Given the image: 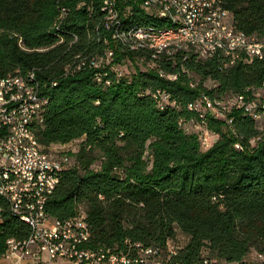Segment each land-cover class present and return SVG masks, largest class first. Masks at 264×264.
Instances as JSON below:
<instances>
[{"label": "trees", "instance_id": "trees-1", "mask_svg": "<svg viewBox=\"0 0 264 264\" xmlns=\"http://www.w3.org/2000/svg\"><path fill=\"white\" fill-rule=\"evenodd\" d=\"M107 1L0 0V78L35 73L46 97L41 122H33L38 144L46 152L81 140L48 197V217L63 221L83 207L88 248H123L126 239L161 247L179 230L187 237L174 257L180 264H243L251 251L264 264V115L257 120L232 106L223 119L190 108L201 95L220 101L257 94L264 101V58L246 62L240 55L224 66L223 51L207 59L190 52L182 71L177 56L173 63L171 54L139 43L138 30L173 26L167 18L148 15L132 0H112L117 18L109 23ZM217 1L233 28L264 38V0ZM111 49L109 63L89 66L108 60ZM125 58L156 69L118 76L111 66ZM155 89L175 104H158ZM192 119L216 133L211 147L186 131L183 123ZM0 206L3 253L8 239L28 238L31 227L1 196Z\"/></svg>", "mask_w": 264, "mask_h": 264}, {"label": "built area", "instance_id": "built-area-1", "mask_svg": "<svg viewBox=\"0 0 264 264\" xmlns=\"http://www.w3.org/2000/svg\"><path fill=\"white\" fill-rule=\"evenodd\" d=\"M152 1L132 0L139 8L148 12V15L155 14L151 10ZM183 2L197 8V18L188 20L186 12H178L172 19V29L166 32H176L177 35L184 34V36L191 37V40L205 38L212 44H215L212 34H224L226 42H232L233 48L232 51L222 49L227 58L224 66L234 63L229 60V53L234 52L235 49H242V61L250 62L253 58H264V38L246 41L245 33L236 27L233 28L229 15H223L220 19H212L210 6H213V1L198 3L197 0H183ZM111 7L112 0H108L106 11L109 13V23L114 22L117 18V15H112ZM164 9L163 15L166 14L167 8L164 6ZM143 33L144 36L150 37L165 35V33H158L156 27H143ZM190 52L199 59L213 56L212 54L201 55L197 50L190 49L166 55V59H171L174 63V58L177 56L180 69L185 71L182 59H185L186 54ZM109 53L108 60L98 61V65L89 63V66L98 68L102 63H109L114 55L112 49L109 50ZM125 60L131 63L129 58H125ZM80 67L78 68L80 69ZM113 68L118 76L122 75V72ZM140 69L153 70L156 68L151 65H143ZM157 72L165 75L166 78L177 79V73L165 74L158 70ZM96 79H100V75H97ZM32 83V72L20 75L15 80L1 81L0 78V102L5 101V108L0 109V195L10 205V210L14 215L29 218L32 236L31 241L22 244L15 242L7 245L6 241L4 252L0 253V257L12 258L16 262L36 261L45 257L43 264H53L56 260L65 264H180L174 260L181 247V244L175 240L168 239L161 247L130 242L126 239L123 248L107 245L87 248V241L91 240L86 239L85 232V239L75 240L74 235L69 234L65 227L59 228L56 222L49 221L48 215H45V205L48 201L47 192L55 189L56 183L60 181L61 171L72 166L70 158H63V160L54 161V163H44V160H36L34 156L31 157L22 154V151L10 149V142H26L31 147L37 145L35 127L38 124L32 123L33 127L30 131H22L21 126L23 119H31L33 114H41V118L43 116L46 97L42 92L33 93ZM106 83L110 82L106 80ZM190 85L193 86V84ZM152 95L158 104H175L171 95L165 90L155 89ZM255 95L250 98L246 94H238L237 97L232 98V106L241 108L249 116L254 115L257 120L261 119L264 115V101H261L257 94ZM212 102L219 103L216 98L211 99L207 95H201L191 103L192 110L198 111L202 116L204 114L201 113L199 105L204 104V106L210 107ZM211 114L221 118L216 112ZM230 121V119L227 120L228 123ZM198 138L204 149L211 147L212 142L216 139V137L202 136H198ZM47 166H54V173L46 174ZM2 219L0 206V222ZM68 219L76 221L77 230H80V222H87L84 208L79 207L76 213ZM207 263V259H205L203 264Z\"/></svg>", "mask_w": 264, "mask_h": 264}, {"label": "bare ground", "instance_id": "bare-ground-1", "mask_svg": "<svg viewBox=\"0 0 264 264\" xmlns=\"http://www.w3.org/2000/svg\"><path fill=\"white\" fill-rule=\"evenodd\" d=\"M206 1H213V6L211 7V18L212 19H220L223 17V15H229V13L224 10L222 7L219 6L217 0H197L198 3H206ZM164 6L166 9V14L163 15V12H165ZM151 10L155 12V14H152L157 17L161 18H167L172 24V19L175 18V14L178 12H186L188 15V20H193L197 18V8H195L192 4H185L183 0H153L151 2ZM148 13V12H147ZM115 15V14H113ZM161 15V16H158ZM232 21V20H231ZM173 26L165 27V29L156 30L158 33H165V35H161L159 37L157 36H144L143 30H138L140 35V46H144L148 48L149 50H153L157 53H167L172 54L177 52H180V50H187L189 48H199L201 51V55H208L213 54L216 51L220 50L223 51H232V42H226L225 35L224 34H212L213 35V41L216 44H212L211 41H206L205 38H197L191 40V37L184 36V34L177 35L176 32H166L170 31ZM255 36H246L245 40H255ZM240 55H242V49H235L234 52L229 53V60H235ZM107 57H110V53L107 54ZM235 62V61H233ZM33 79L35 78V73L32 72ZM20 75L15 76H8L1 78V81H9V80H15ZM33 84V93H38V88L36 84ZM5 108V101L0 102V109ZM190 108L192 109V105H190ZM254 116V115H252ZM255 118V116H254ZM41 114H33L31 119H23L21 126L22 131H30L32 128L31 124L33 122H41ZM202 145V144H201ZM10 149H16L17 151H22V154L30 155L31 157L34 156L36 160H44V163H54V161H59L51 152L43 151L40 147V145L37 142L36 147H31L29 143L26 142H10ZM47 173H54V166H47L46 167V174ZM58 183H56L57 185ZM53 190H48L47 194L48 197L50 193ZM1 196V195H0ZM2 197V196H1ZM8 205V208L10 210V205ZM45 215H47L45 211ZM22 219L25 223H27L31 227V223L28 217L21 216L19 217ZM50 222H56V225L59 226V228L65 227L67 229L69 234H73L75 240L77 239H86L91 238V234L88 230L87 222H80V230H77V222L73 221L72 219H66L63 221H59L57 219H51ZM85 232V234H84ZM32 240L31 233L26 239L17 240L14 238H10L7 241L8 244H22L27 243ZM89 242L87 241V244ZM88 248V246H87Z\"/></svg>", "mask_w": 264, "mask_h": 264}, {"label": "rangeland", "instance_id": "rangeland-1", "mask_svg": "<svg viewBox=\"0 0 264 264\" xmlns=\"http://www.w3.org/2000/svg\"><path fill=\"white\" fill-rule=\"evenodd\" d=\"M113 67H115L117 71L122 72V74H126L128 72L134 71L136 67H138V68L143 67V65L140 63V61L139 62L131 61V63H130L127 60H125V61L123 60L119 63H115L113 65ZM213 83L214 82L209 79V80L205 81L204 84L207 87H209ZM233 97L234 96H232V95H225L219 101L218 104L212 102V106H210V107L204 106V104H200L199 107L202 111L201 113L202 114L208 113L211 115V113L216 112L219 115L218 117H221L224 119L225 118V111H229L231 109ZM183 126L185 127L186 131L196 133L198 136L208 137V138L217 137L216 133L213 131H210L207 128L204 121H202L200 119L187 122ZM229 128L231 129V127H229ZM80 141H81L80 139H77V140H73L72 142H69V143L52 144L49 147L50 150L48 152L53 153V155L59 161L63 160V158H70L71 165H73L74 160L76 158L75 154L77 153ZM201 144H202V142H200V146H202ZM98 162L99 161H95L93 164L97 165V167H98V165H99ZM174 239L177 241L178 244L183 245L184 242H186L187 237H186V235H184L183 233H181L178 230L177 234H176V238H174ZM203 254H205V252H203ZM261 260H263V256L257 255L254 251H251L248 254H246L244 261H243L244 262L243 264H259ZM213 261L214 260H207V262H208L207 264H209L210 262H213ZM217 263L218 264H236V263H232V262L226 263L224 261H218Z\"/></svg>", "mask_w": 264, "mask_h": 264}, {"label": "crops", "instance_id": "crops-1", "mask_svg": "<svg viewBox=\"0 0 264 264\" xmlns=\"http://www.w3.org/2000/svg\"><path fill=\"white\" fill-rule=\"evenodd\" d=\"M229 19L231 20V16H229ZM44 260H45V257H43L41 260L37 259L36 261L23 260V261L16 262L12 258L7 259L4 257H0V264H43ZM53 264H65V263L59 260H56L55 262H53Z\"/></svg>", "mask_w": 264, "mask_h": 264}]
</instances>
